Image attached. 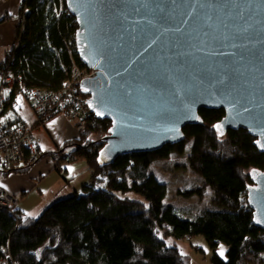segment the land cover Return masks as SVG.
Segmentation results:
<instances>
[{"label": "trees", "instance_id": "1", "mask_svg": "<svg viewBox=\"0 0 264 264\" xmlns=\"http://www.w3.org/2000/svg\"><path fill=\"white\" fill-rule=\"evenodd\" d=\"M24 4L28 10L22 24L19 21L17 44L0 67L11 66L17 78L14 93L22 84L57 91L74 65L86 67L76 48L78 24L65 0H25ZM83 98L87 101L86 95ZM11 109V117L19 116ZM200 115L203 124L186 126L184 141L155 152L122 155L105 166L98 158L107 134L100 141L91 136L109 132L112 122L91 115L85 130L57 153L67 160L66 151L71 150L67 161L72 157L87 161L92 184L83 186L82 193L54 201L37 217L17 209L21 217L16 219L8 210H0V257L1 248L9 246L19 264H190L189 255L169 244L166 236L201 234L214 252V264H264V230L254 225L247 202L249 172H264V154L245 129L229 130L224 136L214 129L225 115L223 109H202ZM190 140L189 166L203 177L204 185L179 194L203 198V188L210 187L213 203L223 208L205 210L194 219L181 217L174 205L165 202L168 185L150 172L156 160L183 153ZM49 155L41 152L29 166ZM22 169L15 166L6 172ZM100 178L103 187L96 186ZM131 192L145 201L133 198ZM221 243L228 246L225 258L217 251Z\"/></svg>", "mask_w": 264, "mask_h": 264}, {"label": "water", "instance_id": "2", "mask_svg": "<svg viewBox=\"0 0 264 264\" xmlns=\"http://www.w3.org/2000/svg\"><path fill=\"white\" fill-rule=\"evenodd\" d=\"M65 2L79 59L97 69L81 92L112 122L100 166L184 141L202 109H223L214 129H245L264 154V0ZM249 175L247 202L264 230V172Z\"/></svg>", "mask_w": 264, "mask_h": 264}, {"label": "built area", "instance_id": "3", "mask_svg": "<svg viewBox=\"0 0 264 264\" xmlns=\"http://www.w3.org/2000/svg\"><path fill=\"white\" fill-rule=\"evenodd\" d=\"M25 0L21 2L19 21L22 24L27 12ZM13 49L9 51L6 59L10 58ZM5 59V60H6ZM97 76V69L73 66L72 75L66 79L62 88L55 91L42 88L21 87L14 93L17 78L10 65L0 67V171H9L20 163L29 164L36 162L41 155V150L35 141V128L43 125L56 115L64 114L75 120L78 133L85 130L91 115L95 116L83 98L81 85L84 81L93 80ZM80 89V94L78 93ZM15 98H11V94ZM18 95L30 104L36 116V125H28L21 117H11L9 108L16 105ZM96 117V116H95ZM97 118V117H96ZM66 159L70 160V154ZM0 172V176H1ZM17 196L10 190L5 189L0 183V210H8L11 215L19 219L21 214L17 211ZM3 256L0 264H19L11 255L9 246L1 248Z\"/></svg>", "mask_w": 264, "mask_h": 264}, {"label": "crops", "instance_id": "4", "mask_svg": "<svg viewBox=\"0 0 264 264\" xmlns=\"http://www.w3.org/2000/svg\"><path fill=\"white\" fill-rule=\"evenodd\" d=\"M20 10L21 2L16 7L18 17H13L15 38L11 42L0 45V64L5 61L9 51L17 44ZM3 17L0 18V23L6 20V16ZM11 110L15 111L28 125H36L34 111L22 95H18L16 105ZM77 137L75 121L64 114L56 115L43 125L36 126L37 145L43 154L51 153V155L32 166L20 163L18 166L22 167V170L3 172L0 176L1 185L17 196V209L21 213L37 217L54 201L74 193H82L83 186L92 184L93 180L87 161L84 159L67 161L57 153L64 148L67 142ZM70 151L66 152L70 154Z\"/></svg>", "mask_w": 264, "mask_h": 264}, {"label": "rangeland", "instance_id": "5", "mask_svg": "<svg viewBox=\"0 0 264 264\" xmlns=\"http://www.w3.org/2000/svg\"><path fill=\"white\" fill-rule=\"evenodd\" d=\"M19 2H22V0H0V16L2 15L0 18L6 16V20L0 23V45L8 41L11 42L15 38V22L13 17H18L16 7H18ZM12 26L13 28H11ZM86 97L88 98V96ZM108 133H95L91 136V140L100 141ZM192 146L193 141H187L183 153L174 152L167 159L156 160L150 168L151 173H154L161 181L168 185V194L165 202L174 205L180 216L186 219H194L205 210H223V208L213 203L214 193L210 187L203 188L205 190L203 198H200L197 194L192 197L179 194V190L198 189L204 185L203 177L194 172L189 166L188 156ZM72 159L74 158L72 157ZM95 182L97 187L104 186L103 178ZM131 196L137 200L145 201L142 196L133 192H131ZM164 233L163 229L159 232L160 236H163ZM166 239L169 244H176L184 254L189 255L190 264H214L212 262L214 252L203 235L179 239L168 235ZM222 249L223 255H221ZM227 250L228 246L225 243H221L217 248L218 253L224 258L226 257ZM42 251L43 249L40 250V254Z\"/></svg>", "mask_w": 264, "mask_h": 264}, {"label": "snow or ice", "instance_id": "6", "mask_svg": "<svg viewBox=\"0 0 264 264\" xmlns=\"http://www.w3.org/2000/svg\"><path fill=\"white\" fill-rule=\"evenodd\" d=\"M100 113H98V115H99ZM218 129H220L221 128V125H217L216 126ZM221 255H223V249L221 250Z\"/></svg>", "mask_w": 264, "mask_h": 264}]
</instances>
